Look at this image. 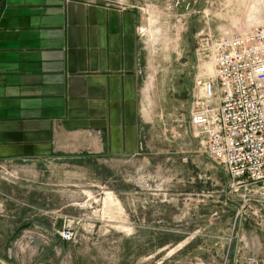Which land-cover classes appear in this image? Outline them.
Returning a JSON list of instances; mask_svg holds the SVG:
<instances>
[{
  "label": "rangeland",
  "instance_id": "1",
  "mask_svg": "<svg viewBox=\"0 0 264 264\" xmlns=\"http://www.w3.org/2000/svg\"><path fill=\"white\" fill-rule=\"evenodd\" d=\"M141 8V151L95 170L57 169L38 178L0 165V183H45L54 201L61 191L76 193L83 205L71 211L78 219L69 220L76 237L68 242L75 264H247V254L262 260L264 203L238 213L239 197L229 192L227 175L201 154L188 111L208 66L197 53L199 36L264 25V0H145ZM255 18L263 24L251 25ZM68 180L80 187L63 188ZM17 190L21 197L24 189ZM54 205L53 211L60 206ZM235 239L239 249L231 256Z\"/></svg>",
  "mask_w": 264,
  "mask_h": 264
},
{
  "label": "crops",
  "instance_id": "2",
  "mask_svg": "<svg viewBox=\"0 0 264 264\" xmlns=\"http://www.w3.org/2000/svg\"><path fill=\"white\" fill-rule=\"evenodd\" d=\"M143 1L0 0V165L38 178L141 151ZM2 181L0 264H75V246L50 235L78 219L76 193Z\"/></svg>",
  "mask_w": 264,
  "mask_h": 264
},
{
  "label": "built area",
  "instance_id": "3",
  "mask_svg": "<svg viewBox=\"0 0 264 264\" xmlns=\"http://www.w3.org/2000/svg\"><path fill=\"white\" fill-rule=\"evenodd\" d=\"M197 53L212 71L195 83L188 124L201 154L227 175L242 213L264 203V25L244 33H202ZM74 224L68 220L52 237L73 241ZM245 262L264 264V257Z\"/></svg>",
  "mask_w": 264,
  "mask_h": 264
},
{
  "label": "bare ground",
  "instance_id": "4",
  "mask_svg": "<svg viewBox=\"0 0 264 264\" xmlns=\"http://www.w3.org/2000/svg\"><path fill=\"white\" fill-rule=\"evenodd\" d=\"M255 2H260V0H254ZM256 16V15H255ZM150 23H151V21H150ZM252 24H263V22L262 21H260V19L259 20H256V18H255V20H254V22L253 23H251V25ZM149 33V32H148ZM206 69H207V71H206V74L208 75V74H210L211 73V71H212V69L210 68V66L208 65L207 67H206Z\"/></svg>",
  "mask_w": 264,
  "mask_h": 264
},
{
  "label": "water",
  "instance_id": "5",
  "mask_svg": "<svg viewBox=\"0 0 264 264\" xmlns=\"http://www.w3.org/2000/svg\"><path fill=\"white\" fill-rule=\"evenodd\" d=\"M61 243H62V246L65 248L66 247V243L62 242V241H61Z\"/></svg>",
  "mask_w": 264,
  "mask_h": 264
}]
</instances>
